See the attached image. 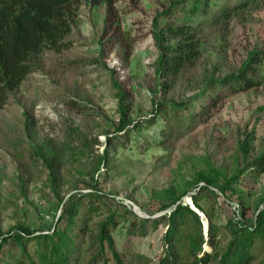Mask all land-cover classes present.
I'll use <instances>...</instances> for the list:
<instances>
[{
  "label": "rangeland",
  "instance_id": "rangeland-1",
  "mask_svg": "<svg viewBox=\"0 0 264 264\" xmlns=\"http://www.w3.org/2000/svg\"><path fill=\"white\" fill-rule=\"evenodd\" d=\"M190 2L177 6L181 19L188 17ZM168 6V0H117L109 10L102 1H75L66 38L72 46L59 53L44 52L36 70L0 110V232L18 222L47 229L60 214V199L75 195L83 200L98 191L105 197L90 222L91 233L97 234L99 223L114 215L109 234L124 264H159L163 225L152 231L148 224L144 236L128 234L131 219L126 209L141 218H155L169 212L176 197V203L189 205L191 193L182 192L207 160L230 174L242 165L238 143L248 135L254 137L248 161L264 150V82L222 96L208 118L189 122L182 111L166 121L159 114L154 124L134 128L125 147L109 143L119 121L114 80L129 95L127 117L133 122L152 119L153 100L192 97L209 77L236 73L252 49L264 48L261 0L227 23L204 28L198 61L163 91L155 74L151 22ZM252 74L264 77V72ZM70 100L84 107H72ZM52 149L64 155L55 182L41 155ZM105 151L107 166L101 165L96 173L97 156ZM237 187L250 219L262 205L264 173L243 178ZM200 203L219 223L234 217L233 203L222 196L205 195ZM202 214L205 235L207 219ZM95 252V248L83 252L82 264H93L87 259ZM107 256L108 262L94 264H115L109 250Z\"/></svg>",
  "mask_w": 264,
  "mask_h": 264
},
{
  "label": "trees",
  "instance_id": "trees-1",
  "mask_svg": "<svg viewBox=\"0 0 264 264\" xmlns=\"http://www.w3.org/2000/svg\"><path fill=\"white\" fill-rule=\"evenodd\" d=\"M75 1L0 0V110L8 103L13 91L36 70L44 52L59 53L72 46L66 38L72 30ZM97 1L105 2L111 10L117 0ZM168 1L167 9L156 13L151 22V38L157 52L155 74L163 82V91L171 88L181 73L198 61L201 54L199 35L204 28L227 23L234 15L261 0H191L186 19H181L177 6L187 0ZM257 72H264V48L252 49L236 73L222 78L209 77L192 97L165 103L153 100V118L137 122L127 117L129 95L121 83L114 80L119 121L115 137L109 143L116 148L125 147L134 128L141 126L140 123L154 124L159 114L166 121L179 116L182 111L187 112L189 122L204 115L208 118L211 108L222 96L260 86L264 77L252 74ZM67 104L77 109L84 107L74 100ZM253 139V135H248L238 143L241 166L237 165L228 174L207 160L203 168L195 171L187 190L182 192L191 193L192 203L204 213L208 222L207 237L203 233L202 218L188 204L176 203L179 197L174 199L169 212L155 218H141L126 209L125 213L131 219L127 233L144 236L148 224L152 231L163 225L164 253L159 264H264V197L260 199L261 207L258 206L249 219L244 197L237 187L243 178L264 173V150L250 161L247 159ZM41 155L48 162L51 179L55 182L57 167L62 164L64 155L54 149ZM108 160V151L98 155L94 171L98 173ZM205 195L213 199L222 196L229 205H237L234 217L219 223L214 214L201 205L200 198ZM84 196L85 201L75 195L64 201L60 199V214L47 229L18 222L7 232H0V264H82L83 252L94 248L96 252L87 259L88 262H108L109 250L115 264H124L109 234L114 215L99 223L97 234L91 233L90 222L100 210L99 203H103L105 194L93 191Z\"/></svg>",
  "mask_w": 264,
  "mask_h": 264
},
{
  "label": "water",
  "instance_id": "water-1",
  "mask_svg": "<svg viewBox=\"0 0 264 264\" xmlns=\"http://www.w3.org/2000/svg\"><path fill=\"white\" fill-rule=\"evenodd\" d=\"M189 206L192 210H194L201 218L203 216L202 212H200L195 206L194 204L192 203V201L190 200L189 202ZM135 210V209H134ZM136 211V210H135ZM205 224V223H204ZM207 232H208V222H206V225H205V236L207 237Z\"/></svg>",
  "mask_w": 264,
  "mask_h": 264
},
{
  "label": "built area",
  "instance_id": "built-area-1",
  "mask_svg": "<svg viewBox=\"0 0 264 264\" xmlns=\"http://www.w3.org/2000/svg\"><path fill=\"white\" fill-rule=\"evenodd\" d=\"M133 206H134V208H135V205H133ZM237 207H238V206H237V205H235L233 208H234V209H236ZM135 209H136V208H135Z\"/></svg>",
  "mask_w": 264,
  "mask_h": 264
}]
</instances>
